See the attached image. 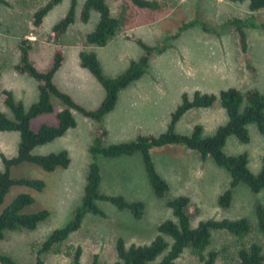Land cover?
<instances>
[{
  "label": "rangeland",
  "instance_id": "1",
  "mask_svg": "<svg viewBox=\"0 0 264 264\" xmlns=\"http://www.w3.org/2000/svg\"><path fill=\"white\" fill-rule=\"evenodd\" d=\"M47 2L6 0L0 3V110H7L3 103L4 89L12 91L26 108L39 98L37 81L15 69L20 61L19 45L23 39L32 41L31 58L41 70L50 67L58 48L63 50L64 61L54 82L88 109L97 108L106 93L96 78L81 66L79 53L82 49L95 51L105 76L114 78L145 54L144 48L128 36L141 39L149 46L166 48L162 52L153 51L145 74L119 92L115 108L102 122L76 113V127L34 149L37 154L67 150L71 158L68 167L46 171L24 162L11 169L13 177L43 179L45 187L37 191L14 186L4 206L17 194L27 192L35 201L25 208L26 212L49 211V216L35 229L11 230L0 240V251L12 255L19 264H35L36 250L41 243L53 230L65 226L81 205L87 174L94 161L89 149L102 127L108 130L107 145L131 141L139 135L159 136L169 129L172 113L182 103L184 93L193 98L197 91L219 94L230 87L258 88L264 92V31L245 28L248 50L244 52L236 29L229 24L231 20L245 19L252 14L264 21V8L252 12L248 1L160 0L161 7L153 10L137 8L129 1L107 0L112 14L121 23L117 37L101 47L86 42V34L95 28L99 15L93 11L88 22L80 19L85 0H78L76 21L58 42L51 39L50 32L67 13L71 0L56 5L36 27L34 13ZM190 21L198 23L182 30L183 24ZM201 23L209 30L204 31ZM53 101L57 110L63 108L58 99ZM227 122L228 114L217 100L210 108L188 111L176 123L175 131L191 135L194 127L201 125L203 135L211 136ZM45 123L57 124L56 112L36 117L31 126L38 129ZM249 128L251 139L248 143L232 136L227 139L224 151L227 155L246 152L250 170L259 173L264 157V135L254 126ZM18 142V133L0 132V169H3L1 153L8 157L16 155ZM151 155L157 170L170 184L165 197L155 195L140 152L115 158L99 155L97 161L103 175L101 192L124 195L130 201L142 200L146 204L145 213L141 219H136L129 210L99 200L98 205L106 215L87 214L79 231L43 254L45 264H75L74 254L78 247L82 249V264H91L96 253L101 262L113 264L117 259L118 237H123L128 244L150 243L157 234L158 225L173 217L166 202L180 195L191 199L187 211L194 226L201 220L226 217H247L252 223V231L243 237L223 230L214 231L210 249L221 251L217 264L236 260L241 245L249 246L257 241L264 247V234L258 230L254 210L255 203L264 205V191L254 193L240 183L234 188L230 207L223 208L218 203L219 197L230 187L232 178L212 157L203 159L198 151L182 144L154 147ZM179 262L203 264L191 249L184 252Z\"/></svg>",
  "mask_w": 264,
  "mask_h": 264
},
{
  "label": "trees",
  "instance_id": "2",
  "mask_svg": "<svg viewBox=\"0 0 264 264\" xmlns=\"http://www.w3.org/2000/svg\"><path fill=\"white\" fill-rule=\"evenodd\" d=\"M64 0H48L40 7L33 17V23L39 27L47 14ZM131 2L141 9H159L160 0H124ZM248 1L252 12L264 8V0H234ZM6 3V0H0ZM78 0H71L70 7L65 16L52 28L50 37L55 42L67 32L77 18ZM99 15L95 28L86 34V42L94 46H106L118 34L120 19L112 14L107 0H85L80 19L88 22L92 12ZM198 22L184 23L182 30L191 27ZM202 28L208 31L204 23ZM237 31L242 50L247 52L248 40L246 27L261 29L264 31V21L256 15H250L245 19L236 18L229 22ZM212 29V28H211ZM129 39L141 45L145 54L138 61H133L120 75L114 78L105 76L100 59L95 51L82 49L79 53L80 64L87 69L105 90V98L94 109H88L79 104L74 97L63 91L55 82L54 76L61 68L64 61V53L61 48L55 52V57L46 70L37 67L31 58L33 48L32 41L23 39L19 45L20 61L15 66L19 73H27L38 83L39 98L29 108L22 101L17 100L14 93L4 89L2 91L3 103L7 110H0V132H16L19 135L17 153L8 157L1 153L3 169H0V240L4 239L8 231L17 229H35L48 216L49 211L42 209L37 212H26L25 208L31 205L35 199L27 192L17 194L14 199L4 206L7 194L14 186H25L41 191L45 187V181L39 178L20 177L11 175V169L24 162H29L42 167L46 171H54L59 167L66 168L71 163L67 150L52 152L49 154L34 153L37 146L51 142L63 136L69 129L76 127V113L96 121L102 122L107 114L115 108L119 92L132 82L139 80L146 72L150 55L153 51H164L163 47L149 46L141 39L128 36ZM251 71L255 68L248 65ZM1 74V70H0ZM53 99H58L64 105L57 110ZM219 100L221 106L228 114V122L218 128L211 136L203 135V127L196 125L191 135H181L175 131L176 123L190 110L194 108L207 109ZM56 112L57 124H42L38 129H33V119L44 114ZM249 126H254L264 135V92L258 88L242 90L238 87L222 89L219 94L197 91L193 98L187 93L182 95V103L172 113V121L169 129L160 134L139 135L136 139L120 143L105 144L108 130L102 127L94 139L89 151L94 158L87 174V183L81 205H79L71 220L63 227L53 230L36 250L35 264H45L43 254L52 250L54 246L67 240L72 234L80 230L87 214L105 216V211L99 207L98 201H108L119 209L129 210L136 219H141L145 213L146 204L142 200L130 201L124 195H110L101 192L100 186L103 179L101 165L97 161L99 155L115 158L124 155H133L140 152L150 185L159 198H164L170 190V184L157 170L151 155V149L165 145L182 144L187 148L198 151L203 159L208 156L227 169L232 181L231 185L219 197V205L228 208L232 204L234 188L240 184H246L254 193L264 191V157L259 173H253L248 166V154L227 155L224 146L229 137H235L242 143H248L251 139ZM191 199L186 195H180L169 199L166 205L172 209L173 217L165 219L157 227V234L147 244H128L123 237L116 240L117 259L113 264H183L180 257L187 249H191L203 264H217L220 250L210 249L214 231H227L235 236L243 237L252 231V223L247 217L206 219L198 222L196 226L187 208ZM258 230L264 234V205L257 202L254 205ZM196 210V208H195ZM82 249L78 247L74 254V263L81 262ZM1 264H19L16 259L6 252L0 251ZM91 264H106L100 261L99 255L94 254ZM226 264H264V247L255 241L249 246L241 245L238 249L237 259Z\"/></svg>",
  "mask_w": 264,
  "mask_h": 264
},
{
  "label": "crops",
  "instance_id": "3",
  "mask_svg": "<svg viewBox=\"0 0 264 264\" xmlns=\"http://www.w3.org/2000/svg\"><path fill=\"white\" fill-rule=\"evenodd\" d=\"M116 37H117V36H116ZM116 37H114V38H116ZM114 38H113V39H114ZM113 39H112V40H113ZM96 47H97V46H96ZM100 47H101V46H100ZM98 57H99V56H98ZM136 81H139V80H136ZM132 83H133V82H132Z\"/></svg>",
  "mask_w": 264,
  "mask_h": 264
}]
</instances>
